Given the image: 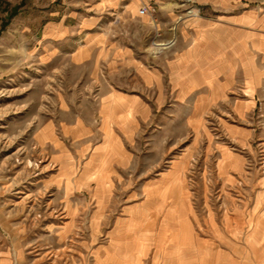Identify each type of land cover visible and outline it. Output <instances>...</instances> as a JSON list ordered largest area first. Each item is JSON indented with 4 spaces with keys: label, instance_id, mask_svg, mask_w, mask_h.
<instances>
[{
    "label": "crops",
    "instance_id": "0c3cea01",
    "mask_svg": "<svg viewBox=\"0 0 264 264\" xmlns=\"http://www.w3.org/2000/svg\"><path fill=\"white\" fill-rule=\"evenodd\" d=\"M62 1L39 30L42 53L69 58L101 84L92 115L67 118L58 131L52 125L39 133L55 148L64 213L68 208L74 217L97 218L115 213V199H133L94 264H145L152 251L155 260L173 258L164 251L173 241L187 245L172 254L194 258V264H218L219 256L222 264H264V212L255 215L251 230L229 233L220 255L219 239H202L192 213L182 209L188 201L185 172L173 166L156 175L121 173L146 165L147 148L156 151L153 165L165 163L179 145V121L194 145L204 139L224 144L227 175L240 172L244 151L256 138L255 112L264 117V0H194L209 11L175 31L168 27L176 20V4L185 0ZM143 5L157 9L164 28L160 41L171 46L154 58L142 55L139 26L150 27L154 38L160 27H153L152 14H139ZM87 200L94 204L89 213L85 204L72 203ZM161 207L169 209L160 215Z\"/></svg>",
    "mask_w": 264,
    "mask_h": 264
},
{
    "label": "rangeland",
    "instance_id": "374dc122",
    "mask_svg": "<svg viewBox=\"0 0 264 264\" xmlns=\"http://www.w3.org/2000/svg\"><path fill=\"white\" fill-rule=\"evenodd\" d=\"M61 2L0 0V259L11 264H94L100 249L112 243L116 222L127 218L122 208L133 201L119 197L112 202L114 214L97 218L89 214L74 217L68 208L64 213L63 187L56 182L59 168L55 148L43 143L39 133L52 125L58 131L60 122L67 118L92 115L91 103L100 96L101 84L95 85L90 70L76 67L69 58L42 53L39 30L56 12L51 9ZM176 5V20L168 27L170 31L209 11V6L194 0ZM150 14L155 20L153 27H160L155 38L149 33L150 27L140 23L139 29L142 55L154 58L159 53L154 51L156 43H165L159 36L164 28L157 20V9ZM172 40H176L175 34ZM259 114L254 115L256 138L250 151H244L242 167L236 174L227 175L229 169L224 167L220 147L224 144H210L204 139L194 145L193 136H187L181 121L175 124L179 145L165 163L153 165L156 151L147 148L146 165L121 173L156 175L173 166L185 172L188 201L182 203V209L187 207L192 213L202 239L210 235L219 239L220 254L229 233L244 226L251 230L255 215L264 212V117ZM67 145L75 148L70 141ZM226 146L241 153L232 145ZM72 203L76 207L85 204L87 213L94 208L92 200ZM166 208L161 207L164 212L159 214H165ZM164 251L173 258L158 261L152 251L145 264H194V258L173 255L169 245ZM218 260L222 264L221 256Z\"/></svg>",
    "mask_w": 264,
    "mask_h": 264
},
{
    "label": "bare ground",
    "instance_id": "6f19581e",
    "mask_svg": "<svg viewBox=\"0 0 264 264\" xmlns=\"http://www.w3.org/2000/svg\"><path fill=\"white\" fill-rule=\"evenodd\" d=\"M195 18H197V16L195 17ZM172 45V44H171ZM171 46H170V44H168V45H163V44H161V45H159V44H156V48H155V52H158V51H160V50H166V49H168V48H170ZM165 198V200H167V197H164ZM169 198V197H168ZM172 200L175 202L176 200H174V198H172ZM173 244H172V251H174V252H177V251H179L181 248H183V247H185V245H187L186 243H180L179 241L178 242H172ZM139 253H141V251L139 252ZM180 264H183L182 262H180Z\"/></svg>",
    "mask_w": 264,
    "mask_h": 264
},
{
    "label": "built area",
    "instance_id": "2783aa9c",
    "mask_svg": "<svg viewBox=\"0 0 264 264\" xmlns=\"http://www.w3.org/2000/svg\"><path fill=\"white\" fill-rule=\"evenodd\" d=\"M151 12H152V10H151ZM139 14H140L141 16H145V15L150 14V11L148 10V8H147L145 5H143V6L140 8V10H139Z\"/></svg>",
    "mask_w": 264,
    "mask_h": 264
}]
</instances>
